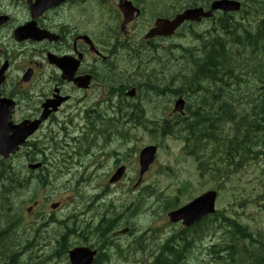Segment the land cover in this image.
<instances>
[{
  "label": "flooded vegetation",
  "instance_id": "flooded-vegetation-1",
  "mask_svg": "<svg viewBox=\"0 0 264 264\" xmlns=\"http://www.w3.org/2000/svg\"><path fill=\"white\" fill-rule=\"evenodd\" d=\"M211 1L0 0V73L3 72L0 122L5 119L4 111L10 112L8 120L13 126L39 121L37 130L20 151L24 161L31 157L34 164H40L33 171L34 198L43 189V177L51 174L47 161L59 159L56 162L59 171L69 174L73 156L68 158L69 164L59 157L67 158L72 153H83L85 157L84 161L75 158L78 162L75 167L83 170L79 184L76 183L77 190L85 188V178H95L103 172L111 177L122 166L126 167L124 177L115 186L122 185L131 172L134 174V124L162 126L171 103L168 81L159 83L163 85L161 91L159 84L145 82L148 75L134 81L137 34L148 33L158 19L173 18L188 7L207 9ZM177 4L184 6L176 10ZM124 6L131 10L129 20ZM134 7L140 11L135 20ZM210 22L208 19L201 23L187 22L178 32L190 24ZM22 26L41 36L34 40L18 39L15 32ZM6 33L10 36H5ZM165 39L156 37L141 43L160 48V41ZM155 86L159 94L153 91L154 95L162 98L145 94L147 88ZM79 139L87 146L84 152H79L75 143ZM3 161L4 157L0 156V164ZM108 162L110 168L106 169ZM4 190L8 194L6 187ZM131 190L134 194L133 179ZM5 194H0V212L9 210L5 200L2 201ZM95 197L97 214L90 213V207L96 209L90 202L75 216L54 217L55 231L84 240L89 239L91 224H98L97 233L105 232L100 227V223L108 221L104 195ZM40 200L36 199L35 204ZM131 208L134 210V198Z\"/></svg>",
  "mask_w": 264,
  "mask_h": 264
},
{
  "label": "trees",
  "instance_id": "trees-1",
  "mask_svg": "<svg viewBox=\"0 0 264 264\" xmlns=\"http://www.w3.org/2000/svg\"><path fill=\"white\" fill-rule=\"evenodd\" d=\"M254 3L256 8L252 10L246 5L244 11L250 16V22L226 14L219 19V31L210 35L201 46L173 47L165 53L159 51L161 48L154 47L156 51L149 48L144 57L149 70L146 83L153 82L155 77L151 76L160 75L170 60V66H167L172 71L170 75H176L173 71L176 66L184 70L183 81L175 82L179 80L177 76L169 77L171 80L168 78L173 84L182 83L183 86L176 89L186 87L190 99L187 106L189 117L180 120L181 117L177 116L175 123L180 124L183 139L190 154L199 160L201 170L210 172L212 177H219L222 183L236 176L239 169L255 162H264V1L252 0L250 4ZM192 51H198V56ZM135 52L138 53L135 57L137 61L144 63L139 54L147 52ZM181 52L185 55L186 52L190 53L192 60L186 61ZM163 60L164 65L161 64ZM182 62L184 65L181 66ZM148 70L145 69L144 73ZM154 88H147L146 94ZM176 131L179 130L172 123L164 129V133ZM1 171L0 179L5 183L0 181V189L8 185L7 193L12 198L11 193L17 188L15 186H21L19 171L8 167L1 168ZM249 200L256 202L264 212L262 193H254L252 189L247 192L243 202ZM220 216L224 220L220 226L225 238L214 245L210 255L213 260H209L208 264H264V231L252 230L249 224L240 223L224 212ZM116 223L114 217L109 219L106 232L99 237L101 242L109 239L110 230ZM172 238L151 261L142 257L136 264H187L183 251L179 249L183 243ZM30 241L27 240L28 243L21 247L10 243L4 260L13 263L24 261L26 264H31L32 259L37 260L33 254L36 242L34 239L32 241L35 243ZM107 242V246L113 245ZM135 245L134 253L139 249L146 253L145 245H139L136 241ZM28 251L30 255L27 256ZM113 256L106 249L99 256L97 264H104Z\"/></svg>",
  "mask_w": 264,
  "mask_h": 264
},
{
  "label": "rangeland",
  "instance_id": "rangeland-1",
  "mask_svg": "<svg viewBox=\"0 0 264 264\" xmlns=\"http://www.w3.org/2000/svg\"><path fill=\"white\" fill-rule=\"evenodd\" d=\"M256 3H254L253 5L248 4V8L253 10ZM172 4H174V2H172ZM183 6V4H177L175 9L181 10ZM175 9L172 10L175 12ZM206 26H208V23L203 25V27ZM184 34L186 33L182 32V36ZM5 36H10V33H6ZM175 41L181 44H185L186 47L194 43L190 36H186L182 39ZM171 44L172 39L166 40L163 42V47L167 49L170 47ZM192 53H195L196 55L198 51H192ZM147 54L148 53H145L143 55V58L145 57V55L147 56ZM180 55L186 58V61L192 60V58L190 57L191 55L188 52H186V55L181 52ZM172 60L173 63H175V58ZM170 61L167 66H170ZM182 65H184L183 62L181 66ZM167 66H165V70L162 71V73H160V75L155 77V79L153 80L156 85L160 82L167 81L170 84L171 81L169 79L173 78L174 76H177L179 78V80H175V82L183 81L181 77L185 73L184 70H180L179 66H176L173 68V71L176 72V75H170L172 71L168 70ZM171 84L172 86L169 89V95L175 94V91L178 92L176 88L178 86H182V83L173 84L171 82ZM158 86L160 87L161 91L163 85L159 84ZM153 91L158 93V88H155V90L152 91H150L149 89V93L150 95L152 94L153 97H157L158 99L160 97L162 98L161 95H154ZM172 91L174 93H172ZM172 99L173 97L170 96V101L173 102ZM145 105L146 103L144 104V106ZM182 127H185V125H183ZM75 135L79 134L76 132ZM152 136L154 137V135ZM152 136L141 126L134 125V174L131 172L129 176L124 180V183L120 186L110 185L108 183V179L110 176L106 175L107 172H103L100 174V176L92 178V182L88 183L87 187L82 188L81 191L79 189L77 191L76 183L79 184L80 181H78V177L83 174V170L72 165V172H70L69 174L60 173L59 177L55 181L53 179L56 176H51V178L43 180V189L41 188L42 190L40 189L38 191V197H36L35 199L33 198V192H36L33 189L34 182L27 185L25 188H20L19 185L15 184V187L17 188L14 189L11 193L12 205L14 206V208H16V206H19L23 202H25L26 204L23 205L22 211L26 216H28V220H32L39 213H42L45 218L54 216L58 219H66L70 214L77 213L79 209H84L86 204H89L90 202L92 203L93 196L100 193L104 195L105 203H107L108 200L111 199L116 200L118 203L123 201L129 202L131 199L134 198L135 204L142 203L143 206L146 204L145 202H147L148 198L151 196L149 192L154 191L155 194L159 193V204L152 206L148 210V212L144 214L139 212L136 213L134 218H125L123 220V223L133 224L134 234H138L142 232V230L147 231L150 227H152V229L154 227L160 228V233L163 231L165 232V229H167V232L173 229V227L165 225V223H167L168 221L163 211V209L166 208L167 205L171 202V199L176 200L177 203L185 201L187 202L190 201L191 198L199 196L200 194L206 192V190L212 188L218 189L220 192L217 205L219 209L224 210L227 215L237 219L240 223L249 224L252 230H264V212L261 211L259 205L256 202H251L250 200L246 203L243 202L244 197L247 195V192L252 191V189H254V193H262L264 198V162H255L250 164V166H246L244 168L239 169L236 176H233L231 180L230 178H225L226 182L224 183L221 182L222 180H220L219 177H212L211 175H208L207 177L202 179L200 178L199 169H196V163L193 162L192 159L189 160L185 158V156L183 155L182 149H184V143L181 141L180 138L176 139L173 136H169V138H166L161 137L159 135L155 138L157 141H154V144H157L158 142L161 144L158 150L159 153L157 162L152 167V170L145 175V180L143 182L142 187L134 188L133 194L131 190V179L134 180L135 185L138 179L139 170L138 154L144 146L152 144ZM58 160L59 159L53 160V164L48 162V168L52 170V168L55 166L54 163H56ZM13 164L22 167L26 165L22 160H14ZM109 168L110 163L108 162L106 169ZM86 179L88 178H85L84 182L89 181ZM80 180H82V178H80ZM40 196L42 197V200H40ZM159 196H157L156 199ZM36 199L40 200V202H38L37 205L33 206L34 209L31 211V213H27V208L29 206H32L33 202ZM55 201L63 203V207L60 210L53 212L51 211L50 204ZM94 207H96L97 209L98 205H94ZM112 215L113 213H108V217H111ZM4 222L10 226H15L17 223L14 216L7 218L6 220H4ZM97 225L92 226L95 232H97L98 230L96 227ZM100 227H103L105 230H107L108 228V226L104 224V222L100 223ZM60 229L63 230L62 227H60ZM114 229L115 227L112 228L110 232H112ZM57 232L58 231H56L55 233ZM211 234L213 240L209 237L205 238L202 243V248H206V246L213 241L216 242L225 238V236H221L219 238L220 233L219 231L215 232V228L212 229ZM164 235L165 234H162L161 236L163 237ZM150 236L151 234H148L147 239ZM1 237L2 234L0 232V239ZM125 237L126 236L123 237V239L125 240L122 241L123 244L121 247L125 249L124 253L119 252L117 254L116 260L113 261L111 264H122V260H127V257L129 259L128 264H136V262L142 257L147 258V261L152 260L151 256H149L147 253H143L141 249H139L138 252L134 253V246H136L135 241L139 242L136 236L133 237L132 235H129L127 239ZM51 238L52 234L49 232L44 234L40 240L44 243H47L51 240ZM75 242H77L76 239ZM148 243H151V241H149ZM108 254H111V252H109ZM194 254V263L199 264L198 257L200 256V253L194 252ZM28 255H30L29 251L27 253V256ZM41 255L42 252L40 250V254H37L35 256L38 259L41 257ZM209 258L213 257L209 256L206 259ZM57 264H69L67 257L63 258L62 261H59V263Z\"/></svg>",
  "mask_w": 264,
  "mask_h": 264
},
{
  "label": "water",
  "instance_id": "water-1",
  "mask_svg": "<svg viewBox=\"0 0 264 264\" xmlns=\"http://www.w3.org/2000/svg\"><path fill=\"white\" fill-rule=\"evenodd\" d=\"M128 3V2H124ZM125 5V4H124ZM241 7L240 2L234 0H219L215 1L212 5V9L209 12H204L203 9H189L182 14H179L174 20L168 19H159L156 22V26L151 29L148 33L147 37H153L156 35H171L174 33L176 28L185 20H200L202 16L209 17L213 14L214 10L222 9L224 11H234L239 10ZM124 13L126 14V19L129 20L131 18V10L128 6H124ZM139 11L134 9V18L138 16ZM25 30L19 29L16 32L18 38H21L23 34L28 37L36 38L37 35L35 32H24ZM24 35V36H25ZM177 109L182 110L184 107V101L181 99L177 103ZM34 124H32V127ZM2 127L4 130L0 132V154L7 155L10 152H14L18 149V146L24 141L25 137L30 134L32 130L35 129H24L23 126H19L22 129L14 130L13 135L10 136L9 125L3 124ZM18 127V128H19ZM156 146H148L145 147L140 154V163L142 166L141 169V177L146 170H148L149 166L154 162L156 156ZM34 167V166H33ZM123 173V169H121L115 177H113L112 181H117ZM216 200V193L210 191L201 197L195 199L188 205L182 207L179 210L173 211L169 214L172 221L184 220V223L187 225L192 224L196 220L200 219L203 215L214 212ZM95 252L89 250L88 248H77L71 251L70 256L72 260V264H90L93 260Z\"/></svg>",
  "mask_w": 264,
  "mask_h": 264
},
{
  "label": "bare ground",
  "instance_id": "bare-ground-1",
  "mask_svg": "<svg viewBox=\"0 0 264 264\" xmlns=\"http://www.w3.org/2000/svg\"><path fill=\"white\" fill-rule=\"evenodd\" d=\"M192 7V6H191ZM156 88V87H155ZM176 92V91H175ZM172 93H174L173 91H172ZM109 135V134H108ZM229 254V253H228Z\"/></svg>",
  "mask_w": 264,
  "mask_h": 264
}]
</instances>
